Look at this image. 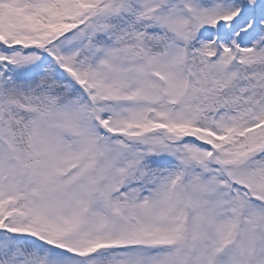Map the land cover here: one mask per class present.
<instances>
[{
  "label": "snow or ice",
  "instance_id": "obj_1",
  "mask_svg": "<svg viewBox=\"0 0 264 264\" xmlns=\"http://www.w3.org/2000/svg\"><path fill=\"white\" fill-rule=\"evenodd\" d=\"M0 264H264V0H0Z\"/></svg>",
  "mask_w": 264,
  "mask_h": 264
}]
</instances>
